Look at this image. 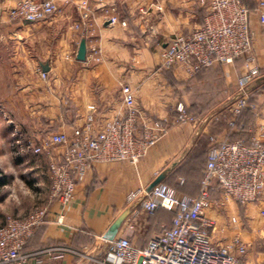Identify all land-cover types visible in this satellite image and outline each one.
Instances as JSON below:
<instances>
[{
    "label": "crops",
    "instance_id": "0c3cea01",
    "mask_svg": "<svg viewBox=\"0 0 264 264\" xmlns=\"http://www.w3.org/2000/svg\"><path fill=\"white\" fill-rule=\"evenodd\" d=\"M16 1L0 0V48L10 49L9 56L0 57L7 77V81L0 77V226L7 215L23 218L34 204H48V160L30 151L17 155L10 146L15 131L17 138L25 141L55 133L70 136L74 129L84 127L89 115L96 123L114 120L124 114L121 88L125 84L132 89L144 117L171 120L172 108L182 102L200 119L195 125L172 124L136 168L128 163L93 166L77 184L69 206L49 205L46 224L36 230L23 251L31 255L28 264H99L107 250L111 226L126 212L122 224L133 218L137 231L134 243L139 247L144 244L138 243L137 235L140 233V238L147 233L140 223L143 212L128 208L125 198L129 192L148 189L161 176L162 182L180 194H197L208 137L221 136L225 129L224 124L204 121L234 99L237 79L244 72L242 62L203 69L193 77L180 67L160 68V51L170 38L203 24L207 8L199 0H88L92 18L84 30L75 29L80 24L79 0H54L58 12L34 23L9 19L10 7ZM244 1L251 11L253 51L259 67L258 77L247 89L260 115L243 116L249 142L264 128V26L257 13L259 0ZM110 18L116 22L110 23ZM82 40L86 57L78 61ZM93 47L99 54L94 55ZM42 66L47 67L45 80L38 71ZM199 158L201 163L194 166ZM8 165L12 168L9 172ZM19 166L34 174L31 186L37 187L25 188L23 199L14 191H6L7 177H16ZM180 180H185V186L180 187ZM44 182L46 189L41 188ZM216 199L214 194L212 200ZM239 205L228 201L223 207L212 206L206 211L209 236L219 245L227 244L235 235L250 247L261 241L260 251L251 247L247 259L250 264H264V220L256 218L264 211V196L241 206L243 210ZM169 219L161 210L155 216V222L162 226L169 224ZM56 248L76 254L51 251Z\"/></svg>",
    "mask_w": 264,
    "mask_h": 264
},
{
    "label": "built area",
    "instance_id": "2783aa9c",
    "mask_svg": "<svg viewBox=\"0 0 264 264\" xmlns=\"http://www.w3.org/2000/svg\"><path fill=\"white\" fill-rule=\"evenodd\" d=\"M207 8L203 24L186 34H176L160 51V68H182L193 77L203 68L242 62L243 74L237 79V92L229 107V116L211 115L205 123L224 124L221 136L210 135L206 165L195 196L180 194L163 182L150 190L140 188L125 198L128 208H137L146 215L158 209L174 213L171 227L161 226L159 233L145 246L135 245L136 226L133 218L120 227L119 235L107 242V250L99 264H250L249 244L235 235L227 244H214L208 234L210 223L205 214L212 206L223 207L228 201L240 205L257 202L264 196V128L253 135L249 145L232 137L244 130L239 117L246 110L260 113L250 102L248 85L259 75L253 51L251 12L242 0H199ZM77 9L81 27L88 29L92 11L88 0H79ZM58 12L54 0H17L9 11L14 22L34 23ZM257 13L264 26V0H259ZM115 23V18L109 19ZM94 55L99 51L92 48ZM42 79L46 75L38 70ZM121 95L124 114L114 120L96 123L91 115L83 128L72 134H49L45 138L21 140L14 132L11 148L17 155L30 151L44 155L50 188L48 204L32 208L25 217L7 215L0 226V264H28L30 254L23 248L36 230L47 220L49 205L62 208L74 200L79 184L96 164L128 163L136 168L167 133L172 124H197L200 119L188 112L182 102L172 108L173 119L144 117L135 104L134 93L123 85ZM60 148H63L60 150ZM180 185L183 180H180ZM214 194L218 199L212 200ZM264 216V211L261 212ZM62 216L58 221L61 222ZM235 223V219L231 220ZM75 251L56 248L51 251Z\"/></svg>",
    "mask_w": 264,
    "mask_h": 264
},
{
    "label": "rangeland",
    "instance_id": "374dc122",
    "mask_svg": "<svg viewBox=\"0 0 264 264\" xmlns=\"http://www.w3.org/2000/svg\"><path fill=\"white\" fill-rule=\"evenodd\" d=\"M13 6H11L10 7V9L12 8ZM10 11V10H9ZM10 19V18H9ZM12 22H14V21H12ZM20 23V22H19ZM10 55V49H8L7 47H5V48H0V57L1 58H6L7 56H9ZM4 68H6V66L5 65H3V64H1L0 65V70H1V74H0V77H1V79H5V81H7L6 80V74H4ZM38 70H40V69H38ZM0 79V80H1ZM6 82H2V84H5ZM1 84V83H0ZM233 101V100H232ZM231 104H232V102H230V104L228 105V106H226V107H224L221 111H218V112H214V113H212V114H210V116L211 115H214V114H216V113H221L222 115H225V117H228L229 116V113H228V110H229V107L231 106ZM193 115V114H192ZM195 116V115H194ZM209 116V117H210ZM209 117H208V119H209ZM222 124V123H221ZM264 141V140H263ZM194 166H197V165H199L200 163H201V161H200V158L198 159V160H195L194 162ZM9 167H11V166H9L8 165V167L6 166V170L9 172V171H11V169L12 168H9ZM18 170H19V173H18V175H15L16 177H7V179H8V185H9V187L6 189V191L8 192V191H14V192H16V195H18V197L20 196V198L21 199H23L24 197H25V195L26 194H24V190H25V188H28L29 186L32 188V189H37V187H33V186H31V184L33 185V183H34V177H33V173L32 172H30L29 170H27L26 168H23V167H18ZM190 179H195V177H191ZM43 180V179H42ZM46 186H47V184H46V182H44V185L41 187V188H44V189H46ZM227 204V203H226ZM36 206H40L39 205V203L38 204H34V206L32 207V208H34V207H36ZM240 207V209H242L243 210V206H246V205H239ZM242 206V207H241ZM31 208V209H32ZM141 217H142V220H141V224H142V227H144V230H146L147 232L149 231H151V221L148 219V217L146 216V214H142L141 215ZM256 218H257V220L258 221H263L264 220V216L261 214V213H259L258 212V216H256ZM165 226V225H164ZM210 233V230L208 229V234ZM139 234L140 233H138L137 235H138V243H145V239L144 238H142V237H140L139 238ZM146 234V233H145ZM141 240V241H140ZM259 243V244H258ZM261 243V241H258V242H256L254 245H252L251 247H252V249H253V247L255 248V249H257L258 251H260L259 250V247L260 246H262V243ZM215 244V243H214ZM251 247H250V244H249V249H248V253H249V251H251ZM247 256H248V254H247ZM249 261V260H248Z\"/></svg>",
    "mask_w": 264,
    "mask_h": 264
},
{
    "label": "trees",
    "instance_id": "16d2710c",
    "mask_svg": "<svg viewBox=\"0 0 264 264\" xmlns=\"http://www.w3.org/2000/svg\"><path fill=\"white\" fill-rule=\"evenodd\" d=\"M242 3L246 6V3H245V1L244 0H242ZM247 7V6H246ZM248 8V7H247ZM249 9V8H248ZM250 11V10H249ZM251 12V11H250ZM204 70L205 69H207V68H203ZM203 69H201V70H203ZM257 107H256V105H255V110H257L256 109ZM248 114V116L250 117H252V115H253V111H251V110H246V111H244L243 113H242V115L239 117V123L240 124H242L243 126H244V130H242L241 132H239L238 134H235L233 137H232V140H234V141H243L245 144H247V145H249L250 143L248 142V141H246V137H247V134H248V132H247V126H246V122H244V120H243V116L245 115V114ZM196 116V115H195ZM254 116V115H253ZM196 117H198V116H196ZM208 144H209V139H208ZM209 147V146H208ZM207 152H208V148H207V151H206V157H207ZM205 165H206V163H205ZM205 168V167H204ZM204 168H203V170H204ZM203 170H202V172H203ZM201 177H202V173H201ZM201 177H200V180H201ZM200 180H199V186H200ZM162 182V181H161ZM164 184H166L165 182H163ZM166 185H168V184H166ZM168 186H170V185H168ZM182 186H185V180H183V184L182 185H180V187H182ZM171 187V186H170ZM198 190H199V188H198ZM178 192V191H177ZM178 193H180V192H178ZM198 193V192H197ZM182 194V193H181ZM184 195V194H183ZM163 211V212H166L167 214H169V216H170V219H169V224H167V225H165L166 227H171V224H172V220H173V218H174V213L173 212H171V211H167V210H165V209H158V210H156L155 212H153L152 214H150V215H146L147 217H148V219L151 221V231L149 232H147L145 235H143L142 237L145 239L144 241H145V243L143 244V245H141L140 247H143V246H145L151 239H153L158 233H159V229H160V227L162 226V224L163 223H161L160 221L159 222H155V216H156V214H157V212H159V211ZM46 224V222L43 224V225H41L39 228H41L42 226H44ZM147 235V236H146ZM32 238V237H31ZM30 238V239H31ZM30 239L27 241V243H26V245L28 244V242L30 241ZM26 245H25V247H26ZM25 247L23 248V251H24V249H25Z\"/></svg>",
    "mask_w": 264,
    "mask_h": 264
},
{
    "label": "water",
    "instance_id": "95a60500",
    "mask_svg": "<svg viewBox=\"0 0 264 264\" xmlns=\"http://www.w3.org/2000/svg\"><path fill=\"white\" fill-rule=\"evenodd\" d=\"M86 57V44L85 41L82 40L79 44L78 50H77V54H76V59L78 61H84ZM47 71V67L46 66H42V72H46ZM162 177L159 176L154 182H152V184L148 187V190H150L152 187H154L157 183L161 182ZM127 212L124 213L123 215H121L111 226L108 234V241H111L115 238V235L118 231V229L120 228L125 216H126Z\"/></svg>",
    "mask_w": 264,
    "mask_h": 264
}]
</instances>
